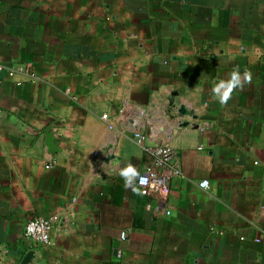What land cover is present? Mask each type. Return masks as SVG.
<instances>
[{
	"label": "crops",
	"instance_id": "1",
	"mask_svg": "<svg viewBox=\"0 0 264 264\" xmlns=\"http://www.w3.org/2000/svg\"><path fill=\"white\" fill-rule=\"evenodd\" d=\"M0 66V264H264V0H2ZM160 128L181 175L143 194Z\"/></svg>",
	"mask_w": 264,
	"mask_h": 264
},
{
	"label": "built area",
	"instance_id": "2",
	"mask_svg": "<svg viewBox=\"0 0 264 264\" xmlns=\"http://www.w3.org/2000/svg\"><path fill=\"white\" fill-rule=\"evenodd\" d=\"M2 0H0L1 4ZM1 68V66H0ZM10 75H13V71L9 72ZM132 104L128 100H124L121 104L119 113L124 120H130V116L133 113ZM103 119L108 118L107 115L102 116ZM110 128H113V124H109ZM163 129V130H162ZM164 128H160L157 130H147V132L143 131V129L134 130V138L137 143L150 155L151 162L147 165L145 170L139 174L137 177L138 186L141 189L143 194H147L150 189L155 190H169L171 187L172 178L180 174L179 168L173 162L175 157V150L171 143H169V139H166V142H161L159 146L152 147L147 144V139L152 138L154 136L161 135L164 132ZM164 134V133H162ZM166 136L171 138L172 132H166ZM99 154V151L95 153ZM140 177H147L148 184L141 185ZM207 182L208 187L204 188L201 185ZM199 186L203 189H208L210 187L209 180H202L199 183ZM61 219L58 216H47V217H34L28 220L25 226L24 238L28 240L31 244L37 246H49L52 242V231L55 228L56 224L59 223ZM127 234L125 232L121 233V238L126 239ZM259 241V239H257ZM119 256L121 252L118 253Z\"/></svg>",
	"mask_w": 264,
	"mask_h": 264
},
{
	"label": "clouds",
	"instance_id": "3",
	"mask_svg": "<svg viewBox=\"0 0 264 264\" xmlns=\"http://www.w3.org/2000/svg\"><path fill=\"white\" fill-rule=\"evenodd\" d=\"M253 79L252 72L248 69H245L243 73H241L239 67L237 66L233 71L229 74V78L227 80H219L212 88V94L215 96L217 101L222 105H227L228 101L232 99L233 93L236 90H243L245 85H250ZM120 175L123 177H129L130 175H139L136 169L132 165H128L126 168L122 169ZM126 180V186L130 185L131 182L128 179ZM140 184L147 185L148 178L140 177ZM201 187L207 188V182H204ZM133 191L139 192L138 188H133Z\"/></svg>",
	"mask_w": 264,
	"mask_h": 264
},
{
	"label": "water",
	"instance_id": "4",
	"mask_svg": "<svg viewBox=\"0 0 264 264\" xmlns=\"http://www.w3.org/2000/svg\"><path fill=\"white\" fill-rule=\"evenodd\" d=\"M181 111L184 113V108L181 107ZM180 125L185 126L186 124L183 123ZM150 139L151 138L147 139V144H149L150 146H155L154 144H152V141ZM47 146H48L50 151H56L58 149L57 146L54 144V132L53 131H49V133H48ZM114 247H115V252L117 253L118 248H119V242L118 241H116L114 243Z\"/></svg>",
	"mask_w": 264,
	"mask_h": 264
}]
</instances>
